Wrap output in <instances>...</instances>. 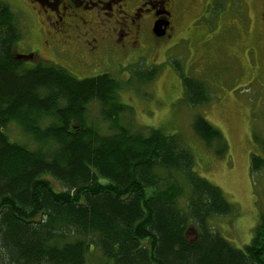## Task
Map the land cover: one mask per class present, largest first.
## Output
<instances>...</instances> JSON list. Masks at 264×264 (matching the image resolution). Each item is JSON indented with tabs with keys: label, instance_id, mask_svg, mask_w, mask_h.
<instances>
[{
	"label": "trees",
	"instance_id": "obj_1",
	"mask_svg": "<svg viewBox=\"0 0 264 264\" xmlns=\"http://www.w3.org/2000/svg\"><path fill=\"white\" fill-rule=\"evenodd\" d=\"M21 40L0 0V264H88L93 252L99 264H264V214L243 249L216 232L210 220L235 207L198 174L180 136L134 131L122 121L130 111L118 80L29 65L17 59ZM183 84L190 106L208 102L204 84ZM93 104L110 133L88 123ZM11 125L26 142L10 137ZM193 130L226 155L203 116ZM262 171L264 158L252 155L251 174Z\"/></svg>",
	"mask_w": 264,
	"mask_h": 264
},
{
	"label": "rangeland",
	"instance_id": "obj_2",
	"mask_svg": "<svg viewBox=\"0 0 264 264\" xmlns=\"http://www.w3.org/2000/svg\"><path fill=\"white\" fill-rule=\"evenodd\" d=\"M3 1L15 13L22 34L16 52L34 54L29 65L38 60L56 64L79 80L108 74L122 85L120 101L130 111L122 118L124 124L134 131L160 129L180 136L195 158L198 174L218 186L235 207L230 216L213 217L212 228L237 249L250 244L264 214V171L255 177L251 174L252 155L264 158V74L253 59L260 35L256 30L245 32L238 5L217 0L216 10L202 19L198 18L201 7L196 6L172 38L156 37L149 22L137 34L135 50L102 53L86 64L79 57L52 56L46 50L40 25L43 9L38 4ZM119 45L127 46L126 41ZM184 77L204 84L207 103L196 107L187 103ZM196 116H203L222 133L226 155H216L198 139L193 130ZM87 121L104 133L111 132L97 104L89 107ZM8 130L11 138L27 141L15 125ZM99 260L100 254L93 252L88 264Z\"/></svg>",
	"mask_w": 264,
	"mask_h": 264
},
{
	"label": "flooded vegetation",
	"instance_id": "obj_3",
	"mask_svg": "<svg viewBox=\"0 0 264 264\" xmlns=\"http://www.w3.org/2000/svg\"><path fill=\"white\" fill-rule=\"evenodd\" d=\"M31 1L43 9L40 25L46 50L52 56L79 57L86 64L102 53L135 50L137 34L149 22L152 30L158 24L165 31L163 37L172 38L179 32L184 17L193 14L196 6L201 7L199 19L217 8V0ZM234 3L239 7L245 32L249 34L256 30L260 35L261 45L253 59L257 64L255 68L263 76L264 0H230V4ZM121 41H126L127 46L122 48Z\"/></svg>",
	"mask_w": 264,
	"mask_h": 264
},
{
	"label": "water",
	"instance_id": "obj_4",
	"mask_svg": "<svg viewBox=\"0 0 264 264\" xmlns=\"http://www.w3.org/2000/svg\"><path fill=\"white\" fill-rule=\"evenodd\" d=\"M153 33L157 37H163L165 35V31L162 29V27L158 24L154 26ZM18 60L28 62V61H34V55H18Z\"/></svg>",
	"mask_w": 264,
	"mask_h": 264
}]
</instances>
